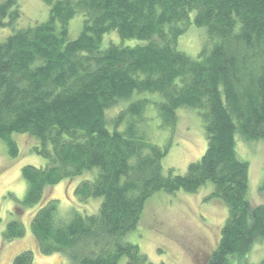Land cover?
I'll list each match as a JSON object with an SVG mask.
<instances>
[{"label": "trees", "instance_id": "trees-1", "mask_svg": "<svg viewBox=\"0 0 264 264\" xmlns=\"http://www.w3.org/2000/svg\"><path fill=\"white\" fill-rule=\"evenodd\" d=\"M44 1L48 19L25 28L17 27V0L0 1V29H11L0 43V140L15 159L11 135L25 133L46 161L22 167L26 192L16 208L34 207L47 187L84 173L91 177L75 187V198L100 204L90 215L71 209L69 220L56 200L41 205L30 222L39 253L63 254L69 264H119L123 256L150 264L127 240L146 201L160 191L193 194L210 182L204 200H220L227 217L207 264L244 257L264 238V202L248 201V163L235 150L237 138L264 141V0ZM77 15L82 29L72 39ZM188 26L204 30L195 57L177 46ZM111 32L140 42L104 47ZM180 108L199 112L206 141L184 174L164 172L170 144L159 147L143 130L152 109L173 132ZM14 217L5 242L24 235ZM13 264H33V253L21 251Z\"/></svg>", "mask_w": 264, "mask_h": 264}, {"label": "rangeland", "instance_id": "rangeland-1", "mask_svg": "<svg viewBox=\"0 0 264 264\" xmlns=\"http://www.w3.org/2000/svg\"><path fill=\"white\" fill-rule=\"evenodd\" d=\"M2 1V0H0ZM20 8L19 28L33 26L45 22L49 17V7L44 0H17ZM81 15L69 22V34L76 38L82 29ZM11 33V29H0V43ZM204 30L188 26L178 39V49L191 57L202 48ZM108 42L121 46H133L140 41L136 39L121 40L111 32L104 38L103 46ZM111 111L110 116L119 109ZM177 120L173 132L161 127V120L150 109L146 112L148 122L144 126L147 138L154 144L168 149L162 159L164 172L173 169L176 174H184L189 163L200 159L205 151L206 141L203 121L199 112L193 109L177 110ZM18 147V156L12 159L7 147L0 140V264H13L14 257L23 250L33 253V264H69L63 254L42 255L35 245L30 231V222L46 201H57L58 214L62 219L69 220L70 210L75 209L81 214L97 212L100 199L79 202L74 196L75 187L84 179L91 177L84 173L73 179L47 187L42 202L32 208L17 210L26 192V182L21 177L24 166L44 167L45 159L34 152L38 141L27 134L11 135ZM237 157L248 163L247 199L252 207L264 202V194L259 191L264 178V141L246 142L237 138L235 146ZM208 182L193 194L179 191L174 194L157 192L145 203L136 230L130 233L127 240L138 246L139 251L147 257L150 264H207L210 252L215 249L220 237V230L227 217V208L218 199L204 200L212 189ZM14 213L24 227V235L10 242L3 240V232L7 223L13 220ZM264 258V238L257 239L248 253L232 264H259ZM119 264H127L123 256Z\"/></svg>", "mask_w": 264, "mask_h": 264}]
</instances>
